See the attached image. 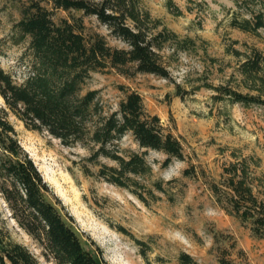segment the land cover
I'll return each mask as SVG.
<instances>
[{
  "label": "rangeland",
  "instance_id": "obj_1",
  "mask_svg": "<svg viewBox=\"0 0 264 264\" xmlns=\"http://www.w3.org/2000/svg\"><path fill=\"white\" fill-rule=\"evenodd\" d=\"M38 1L55 22L68 17L47 0ZM140 2L180 39H192L194 48L183 51L167 44L162 49L169 79L152 74L124 76L108 68L92 73L85 90L99 92L107 113L118 110L125 96L121 88L137 92L145 110L158 116L165 130L180 141L183 159H171L163 166L166 155L148 150L145 158L151 171L136 178L142 186L137 188L141 200L132 193L133 187L120 188L100 178L99 165L88 162L86 147L63 146L45 132L28 130L8 113L16 137L53 201L103 264H179L181 254L197 264H220V258L233 264H264V240L251 235L249 224L222 210L210 189L223 183L225 168L246 160L255 192H264V105L232 103L214 89L224 86L249 92L238 67L251 48L264 52V29L253 35L234 28L232 19L249 15L231 0ZM28 6V0H0V67L17 81L27 75L28 40L20 37L16 24ZM72 14L82 17L86 34L98 33L109 46L127 48L95 17ZM231 48L240 55L231 54ZM0 106L4 107L1 97ZM118 146L123 155L143 151L131 133ZM185 170L190 173L186 175ZM3 206L0 200L1 210ZM8 222L14 240L25 245L40 264H52L29 236L12 220Z\"/></svg>",
  "mask_w": 264,
  "mask_h": 264
},
{
  "label": "trees",
  "instance_id": "obj_2",
  "mask_svg": "<svg viewBox=\"0 0 264 264\" xmlns=\"http://www.w3.org/2000/svg\"><path fill=\"white\" fill-rule=\"evenodd\" d=\"M28 1V8L16 24L20 37L28 40L27 75L17 81L0 67V97L4 103L0 106V200L4 205L0 209V264H40L25 245L13 239L9 219L37 244L47 262L103 264L101 256L83 241L71 218L53 201L40 172L21 147L8 113L28 130L45 132L63 146L86 147L90 151L87 160L99 165L100 178L120 188L133 187L132 193L143 200L137 190L142 186L136 178L151 171L145 158L147 151L165 154L163 166H167L171 159H183L180 141L165 130L158 116L145 110L137 92L121 88L125 96L118 110L107 113L99 92L85 90V85L92 73L108 68L124 76L152 74L169 79L162 49L171 44L185 51L194 48L195 43L189 38L180 39L160 20L153 19L140 0H47L54 9L68 13L59 22L38 0ZM231 1L246 8L249 15L232 19L234 28L253 35L264 29V4L260 0ZM72 13L95 17L127 48L109 46L98 33L86 34L82 17ZM229 52L240 55L232 48ZM238 73L248 93L224 86L214 89L232 103L264 105V52L251 48ZM127 133L142 152L122 154L118 142ZM100 158L115 165L100 164ZM248 167L246 160L231 164L225 168L223 183L212 184L210 189L222 210L249 224L251 235L264 240V192H255ZM157 189L161 191L160 184ZM178 260L179 264H197L187 254H181ZM219 263L233 264L224 258Z\"/></svg>",
  "mask_w": 264,
  "mask_h": 264
}]
</instances>
